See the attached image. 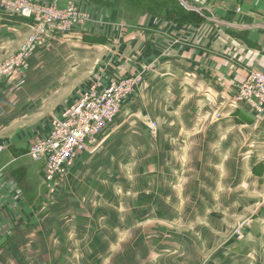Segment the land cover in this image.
Returning a JSON list of instances; mask_svg holds the SVG:
<instances>
[{
	"label": "crops",
	"instance_id": "obj_1",
	"mask_svg": "<svg viewBox=\"0 0 264 264\" xmlns=\"http://www.w3.org/2000/svg\"><path fill=\"white\" fill-rule=\"evenodd\" d=\"M38 1L58 6L74 1L94 18L110 22L119 19L124 26L120 35H114L111 41L114 46H120L118 67L124 72L123 76L138 73L142 64H150L151 70L146 71L143 82L122 103L115 122L101 134L98 149L112 138L116 123L126 110L143 105L144 95L140 99H135V95L148 90L151 115L159 129H165L157 142L165 143L169 163L167 188L175 191L177 207L239 204V196L248 191L246 187L250 183L247 181L252 182L254 177L255 182L258 177H264V117L235 99L248 73L254 69L264 70V0H177L182 6L161 7L150 16L144 13V0H121L119 8L108 5L113 0H104L106 4H99V0ZM127 1L135 5L129 7ZM179 10L184 11L187 19L177 18ZM33 26L31 19L11 17L0 8V63L20 50ZM96 30L97 25L81 24L69 33H57L46 39L33 47L27 64L12 84H0L1 223L10 215L15 197L33 191L36 182L49 190L60 185L54 187L45 182L41 163L35 168L28 159L30 145L48 131L50 123L30 131L14 129L31 114L30 110L38 109L44 102L33 88L37 84L36 72L48 69L49 63L58 70L56 59L49 62L47 52L53 50L57 55L59 48L66 46L74 53L78 45H88L95 51V43L90 46L87 41L88 37L100 34ZM131 52H134L135 63L127 65ZM77 63L76 59H70L67 71ZM109 81L112 80L102 83ZM85 88L63 102L59 113L76 103ZM157 146L160 149V145ZM93 155L83 151L76 160H90ZM25 157L27 160L19 162ZM262 215L245 235L252 249L263 246L264 213ZM12 234L13 238L21 236L23 239L28 235L12 232L9 236ZM3 236L0 245L5 242ZM50 238L45 250L53 248L52 253H56L55 235ZM8 242L12 245L10 240Z\"/></svg>",
	"mask_w": 264,
	"mask_h": 264
},
{
	"label": "rangeland",
	"instance_id": "obj_2",
	"mask_svg": "<svg viewBox=\"0 0 264 264\" xmlns=\"http://www.w3.org/2000/svg\"><path fill=\"white\" fill-rule=\"evenodd\" d=\"M3 1L0 0V7H4L3 12H6ZM97 2L106 4L104 0ZM127 2L129 7L135 5V2ZM177 2L144 0V13L150 16L161 7L180 6ZM69 3L78 5L74 1L66 5ZM108 5L122 7L121 0H113ZM154 5L160 8H153ZM176 16L187 19L183 10H179ZM117 20L110 22L94 18L92 13L87 14L82 24L97 25L96 33L100 32L94 38L88 37L90 46L95 43V51L88 45H78L74 53L66 46H61L57 55L53 50H46L48 61L56 59L58 70L49 63L48 69L36 72L37 84L33 88H36L39 100L44 102L38 109L30 110L31 114L25 116L14 130L24 128L30 131L48 125L62 110L63 102L82 88L86 87V91L96 81L106 82L116 80L115 77L121 76L117 78L120 79L134 75L123 76L124 72L118 67L120 46H114L111 40L114 35H120L124 25ZM33 33L34 29L20 50L1 62L0 67L23 52ZM55 34H50L47 40ZM85 51H89V54ZM70 59H76L78 63L68 72ZM130 63H135L134 52L129 53L126 59V64ZM144 64L138 69L143 75L151 70L149 63ZM141 95H144L143 105L126 110L118 119L116 132L109 142L97 148L90 160H82L83 165L81 158H78L58 188L49 190L36 182L33 191L28 190L22 193V197H15L9 209L10 215L4 217L1 225V230L5 231L4 236L2 233L5 242L0 245V262L264 264V237L263 246L252 249L245 236L264 213L263 175L255 182L254 177L251 178L252 182L245 177L249 180L247 184H250L246 187L248 191L244 192L246 195L239 196V204L177 207L174 203L175 191L167 188L169 163L167 150L163 146L165 143L157 142L165 129L160 130L151 115L150 91L136 94L135 99H140ZM153 121L157 124L156 130L151 128ZM157 145H160V149ZM28 157L35 168L40 167L39 162ZM23 160L27 158L19 162ZM249 195L253 197L252 201ZM12 232H25L28 235L25 239L21 236L13 238V234L9 236ZM52 234L57 243L56 253H52L53 248L45 250ZM9 240L12 245H9Z\"/></svg>",
	"mask_w": 264,
	"mask_h": 264
},
{
	"label": "built area",
	"instance_id": "obj_3",
	"mask_svg": "<svg viewBox=\"0 0 264 264\" xmlns=\"http://www.w3.org/2000/svg\"><path fill=\"white\" fill-rule=\"evenodd\" d=\"M3 2L8 15L34 21V33L23 52L0 67V84L13 83L19 77L20 69L26 65L34 46L45 41L52 33L71 32L75 26L83 23L88 14L75 3L58 6L45 5L38 0ZM0 8L4 10V7ZM143 80V73L138 72L105 85L102 81H96L76 103L52 118L48 131L37 137L28 150V156L41 163L45 182L60 184L81 152L96 151L101 143V134L115 122L122 103ZM235 99L245 102L257 115L264 117V70H251L240 83ZM151 128L156 130L155 121L151 123ZM1 225L0 221V237L5 233Z\"/></svg>",
	"mask_w": 264,
	"mask_h": 264
},
{
	"label": "trees",
	"instance_id": "obj_4",
	"mask_svg": "<svg viewBox=\"0 0 264 264\" xmlns=\"http://www.w3.org/2000/svg\"><path fill=\"white\" fill-rule=\"evenodd\" d=\"M191 14H193V13H189L188 15H191Z\"/></svg>",
	"mask_w": 264,
	"mask_h": 264
}]
</instances>
